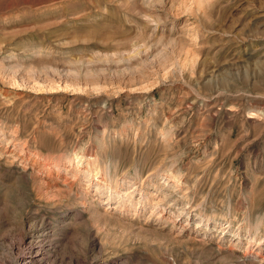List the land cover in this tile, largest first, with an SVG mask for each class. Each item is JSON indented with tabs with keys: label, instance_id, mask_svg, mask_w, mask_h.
I'll return each mask as SVG.
<instances>
[{
	"label": "rangeland",
	"instance_id": "obj_1",
	"mask_svg": "<svg viewBox=\"0 0 264 264\" xmlns=\"http://www.w3.org/2000/svg\"><path fill=\"white\" fill-rule=\"evenodd\" d=\"M0 264H264V0H0Z\"/></svg>",
	"mask_w": 264,
	"mask_h": 264
},
{
	"label": "bare ground",
	"instance_id": "obj_2",
	"mask_svg": "<svg viewBox=\"0 0 264 264\" xmlns=\"http://www.w3.org/2000/svg\"><path fill=\"white\" fill-rule=\"evenodd\" d=\"M34 226V225H33ZM37 226V225H36ZM40 227V226H39ZM31 228H32V226H31ZM31 228H29V229H31ZM37 228V227H36ZM32 230H33V228H32ZM35 230V229H34ZM31 231L30 232V236L29 235H27V238H29V241H28V249H31V252H33V253H37L38 252V250L37 251H32L33 249H34V245L35 244H37L35 241H34V239L35 238H38L39 236H36V237H34V234L37 232V234H39V231L38 230H35V231ZM40 238V237H39ZM25 241V240H24ZM40 243V242H39ZM97 247V244H96V242H95V240L94 241H88L86 244H85V247H84V253H85V255H93L94 253H95V248ZM92 248V252L90 251V249ZM30 251V250H29ZM30 252V253H31ZM32 254V253H31ZM38 254V253H37ZM28 262V261H27Z\"/></svg>",
	"mask_w": 264,
	"mask_h": 264
}]
</instances>
